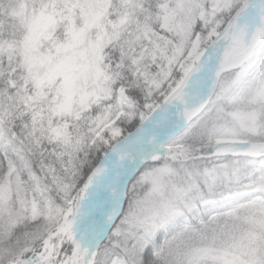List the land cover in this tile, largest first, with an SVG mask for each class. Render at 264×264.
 <instances>
[{
	"label": "snow or ice",
	"instance_id": "1",
	"mask_svg": "<svg viewBox=\"0 0 264 264\" xmlns=\"http://www.w3.org/2000/svg\"><path fill=\"white\" fill-rule=\"evenodd\" d=\"M0 264H264V0H0Z\"/></svg>",
	"mask_w": 264,
	"mask_h": 264
}]
</instances>
